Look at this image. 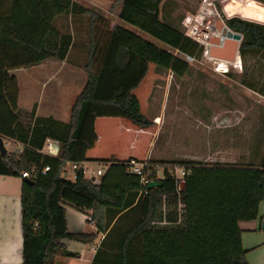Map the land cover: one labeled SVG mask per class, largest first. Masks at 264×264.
Listing matches in <instances>:
<instances>
[{
  "label": "trees",
  "instance_id": "obj_1",
  "mask_svg": "<svg viewBox=\"0 0 264 264\" xmlns=\"http://www.w3.org/2000/svg\"><path fill=\"white\" fill-rule=\"evenodd\" d=\"M163 1L114 0L110 9L118 8L121 21L198 59L203 46L160 18ZM76 15L87 16L82 38L75 37L69 24L57 22ZM223 17L231 30L241 34V55L264 53V23ZM99 18L98 12L75 0H0V137L17 146L0 153V175L20 177L23 171L37 169L35 176L20 177L19 264H62L58 256H75L65 239L92 244L98 233L104 236L91 264H171L155 257V246L166 240L175 247L167 249L175 264H248L239 223L258 220L260 224L263 219L259 215L264 201L262 138H257L252 157L244 162L149 158L185 169V188L177 192L180 218L164 224H152L163 217L162 193L144 192L139 176L127 170L131 159H140H96L106 165L98 183L81 171L75 179L62 175L68 162L90 159L86 152L98 138L96 118H124L139 129L151 126L135 93L150 64L179 76L189 69L185 58L119 23L100 30ZM75 47L83 52L81 62L70 58ZM49 59L85 73L65 121L54 114H37L35 106L26 110L18 104L15 70ZM46 139L58 145L56 156L41 151ZM46 165L49 169L39 172ZM66 205L84 213L89 210L95 231H69Z\"/></svg>",
  "mask_w": 264,
  "mask_h": 264
},
{
  "label": "rangeland",
  "instance_id": "obj_2",
  "mask_svg": "<svg viewBox=\"0 0 264 264\" xmlns=\"http://www.w3.org/2000/svg\"><path fill=\"white\" fill-rule=\"evenodd\" d=\"M99 13L98 27L102 31L112 28L116 23L142 35L159 47L168 49L177 56V52L163 42L138 30L136 27L118 18V8L110 9L114 0H75ZM213 5L221 16H239L245 19L264 23V0H164L160 8V18L181 29V19L187 11H202L205 17H212ZM59 25L69 24L75 37H83V28L87 16L76 15L60 18ZM82 50L71 49L70 58L73 61L83 60ZM62 61L50 59L41 67L19 68L15 70L19 82L20 108L26 110L42 107L46 94L54 89V78L49 79L61 65ZM66 64V63H65ZM189 64V69L182 76L171 70L150 64L149 71L136 89L141 109L146 117L152 120L150 127L142 129L132 146L134 132L137 126L120 117H102L98 121V132L101 136L99 153L124 157L132 153L138 157L166 161L182 160L189 156L211 160L220 163H237L249 160L257 138L264 142V53L248 54L236 57L234 62H227L226 67L221 61L201 55ZM66 65H64V68ZM74 86L64 89V98L79 91L85 80V73L79 67ZM58 74H64L63 69ZM43 96V97H42ZM62 117V116H58ZM102 120H118L126 122L131 130L120 128L113 123L102 124ZM149 131V135H147ZM141 131L139 130V133ZM154 139L153 151H147V146ZM149 141V142H148ZM6 148L15 149L12 142L5 143ZM143 159V158H142ZM151 159V160H152ZM97 164H90L89 169H95ZM172 166H160L159 176L172 175ZM180 170L178 169L177 174ZM260 211L264 212V201L260 203ZM67 217L74 211L77 221L88 229H93L85 220L86 213L66 205ZM177 208L175 205L174 209ZM177 212V211H176ZM173 213V217L177 214ZM84 218V219H82ZM258 232V231H257ZM244 248L263 241L246 253L248 264H264V234L256 232L244 233ZM261 240H258L260 239ZM171 240V239H170ZM171 241H164L162 249L157 243L155 257L166 259L171 264L172 255L167 251L174 247ZM177 246V245H176ZM147 260L148 257L145 256ZM174 260V259H173Z\"/></svg>",
  "mask_w": 264,
  "mask_h": 264
},
{
  "label": "crops",
  "instance_id": "obj_3",
  "mask_svg": "<svg viewBox=\"0 0 264 264\" xmlns=\"http://www.w3.org/2000/svg\"><path fill=\"white\" fill-rule=\"evenodd\" d=\"M50 60V59H49ZM49 60H46L42 62L39 65L33 66V67H41L43 64L47 63ZM57 61V60H55ZM62 64L59 65V68L51 74L49 79L54 78L55 82L53 83L54 89L49 92L45 96V101L40 107V103L36 105V113L37 114H54L55 116H62L58 117L61 120H67L69 118V111L71 108V105L74 101L75 96L79 91L74 92L70 98H64V89L67 88L71 89L76 80V72L79 71V68L70 64H65L64 61L61 62ZM64 65H66L64 68ZM31 68V67H29ZM60 69H63L64 74H58V71ZM43 97V96H42ZM28 106H24V108H27ZM102 117H98L95 120V129L97 132V141L95 142L94 146L87 150L86 156L90 159L85 160L89 165L90 164H98L100 163L96 159L100 158H108L110 156L115 155H102L99 153L100 151V144H101V136L98 132V121H101ZM124 119V118H122ZM125 120V119H124ZM127 121V120H126ZM102 124L108 125L109 123H113L115 126H120V128H125L127 130H131L130 127L127 126L126 122H119L118 120H115L113 122L112 120H102L100 122ZM139 130L141 131L139 133ZM136 130L134 132L133 138H132V146H134L135 142L134 140L137 139V135L142 133V129ZM147 130V129H146ZM147 135H149V131H147ZM153 141H150L147 146V151L150 149V151H153L154 148V139ZM148 155H144L143 157H138L132 153H128L124 157H117L119 159H125L128 157H134L137 159H144ZM152 159V158H150ZM153 160V159H152ZM156 160H162V159H156ZM184 160H191V161H204V162H211V160H202L201 158H197L194 156H189ZM212 163H215V161H212ZM96 167V168H97ZM176 168V169H175ZM171 168V171L176 173L178 172L179 166ZM65 169H69V165H65ZM105 167L103 168V170ZM20 187H21V178L20 177H14V176H7V175H0V264H19L22 261V230H21V205H20ZM74 209V208H73ZM168 209L170 210V216L173 217L172 210L174 209L173 204H169ZM260 209V206H259ZM76 210V209H75ZM90 211H86V213H89ZM84 213V212H83ZM76 212L72 211L70 212V217H67V210H66V223L67 228L69 231H95V227L93 223L90 222V224L93 226V229H88L86 225L82 222L83 220L77 221L75 218ZM259 215L264 218V212H261L259 210ZM84 219V218H82ZM86 220V218H85ZM88 221V220H87ZM240 228L242 231V245L244 244V233L245 232H256L261 233L262 230L260 228V224L258 220H251V221H241L239 223ZM258 231V232H257ZM103 233H98L94 243L88 244L83 243L81 241L76 240H70L65 239L64 243L66 244V247L68 250L75 253V256L72 257H65V256H58L57 259L62 264H91V259L94 255L95 249L100 242V240L103 238ZM258 240H261L258 239ZM263 241H260L259 243H256L255 245H252L250 247L245 248L247 251L250 249H253L254 247L261 244ZM244 247V245H243Z\"/></svg>",
  "mask_w": 264,
  "mask_h": 264
},
{
  "label": "built area",
  "instance_id": "obj_4",
  "mask_svg": "<svg viewBox=\"0 0 264 264\" xmlns=\"http://www.w3.org/2000/svg\"><path fill=\"white\" fill-rule=\"evenodd\" d=\"M210 12L212 13V17L206 18L202 11H199V12L187 11L184 13L181 19V23L183 26L181 28L182 29L181 31L183 32V34L193 39L194 41L200 43L203 46L202 55H206L208 58H211L208 54L211 48L222 46L225 36L222 35L221 27L223 25H226L224 21V17L219 14L218 10L216 9L214 5ZM218 22L221 23L220 26H218ZM240 40H238V44L240 43ZM184 58L188 62H191L194 60V58L186 54L184 55ZM214 59H217V58H214ZM217 60L220 61L219 59ZM41 151L44 152L45 154L56 156L58 153V145L53 140L46 139ZM67 164L69 165V169L66 170L64 168L62 172V175L65 178L75 179L77 175V171H81L84 176L93 178V181L96 183L100 181L99 179L100 175L103 173V168L106 166L104 163L100 162L97 168L89 169L90 165L85 161L68 162ZM165 165L172 166V168L177 167V165L154 163V162H151L149 158H144L140 160L131 159L128 162L127 170L139 176L141 190L146 192L149 189V190L160 191L162 193L163 217L159 221L153 220L152 224H155V223L164 224V223H168L171 221H178L180 218L179 217L180 204L178 202L177 192L180 190L178 187V183L179 181L183 180L185 169L182 167H179V170H180L179 174H176L173 172V174L169 175V177H166V176L160 177L158 173L159 167L165 166ZM48 169H49V166L46 165L42 167L39 170V172L45 173ZM36 174H37V169L33 167L31 171L26 170V171L21 172L20 177H31V176H35ZM167 180H172L174 182V186L172 190L175 195V201H171L170 198L167 196V192L164 187V182ZM150 181H157L159 182V185L154 186L152 188H148L147 185ZM169 204H173L174 207L175 205H177V208L172 210L173 213L177 211L176 212L177 217L172 218L170 216L171 215L170 210L168 209ZM86 220L93 223L90 217V212L86 213Z\"/></svg>",
  "mask_w": 264,
  "mask_h": 264
},
{
  "label": "water",
  "instance_id": "obj_5",
  "mask_svg": "<svg viewBox=\"0 0 264 264\" xmlns=\"http://www.w3.org/2000/svg\"><path fill=\"white\" fill-rule=\"evenodd\" d=\"M221 23L218 22V26H220ZM181 23V28H182ZM222 35L225 36V39L223 41V44L221 47H214L209 50V56L213 58H217L221 61V66L226 67L227 62H234L236 59V54L238 52V40L241 39V34L238 32L232 31L230 28H228L226 25H223L221 27ZM6 151V146L4 139L0 137V153H4ZM93 180V178H91ZM159 185V182L157 181H150L147 185L148 188H152L154 186ZM185 180H181L178 183V187L180 190H183L185 188ZM173 186L174 182L172 180H167L164 182V187L167 192V196L170 198L171 201H175V195L173 192ZM260 228L264 234V218L260 222Z\"/></svg>",
  "mask_w": 264,
  "mask_h": 264
},
{
  "label": "bare ground",
  "instance_id": "obj_6",
  "mask_svg": "<svg viewBox=\"0 0 264 264\" xmlns=\"http://www.w3.org/2000/svg\"><path fill=\"white\" fill-rule=\"evenodd\" d=\"M205 57H207L206 55H204ZM239 56V54L236 55V57ZM208 58V57H207Z\"/></svg>",
  "mask_w": 264,
  "mask_h": 264
}]
</instances>
